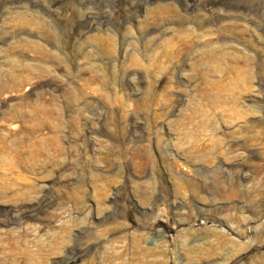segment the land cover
I'll list each match as a JSON object with an SVG mask.
<instances>
[{
    "label": "rangeland",
    "instance_id": "374dc122",
    "mask_svg": "<svg viewBox=\"0 0 264 264\" xmlns=\"http://www.w3.org/2000/svg\"><path fill=\"white\" fill-rule=\"evenodd\" d=\"M0 250L264 264V0H0Z\"/></svg>",
    "mask_w": 264,
    "mask_h": 264
},
{
    "label": "bare ground",
    "instance_id": "6f19581e",
    "mask_svg": "<svg viewBox=\"0 0 264 264\" xmlns=\"http://www.w3.org/2000/svg\"><path fill=\"white\" fill-rule=\"evenodd\" d=\"M3 251L0 250V259H3V254H2ZM11 258L13 259L14 263H17L18 262V256L16 254H12ZM9 258V259H11Z\"/></svg>",
    "mask_w": 264,
    "mask_h": 264
}]
</instances>
